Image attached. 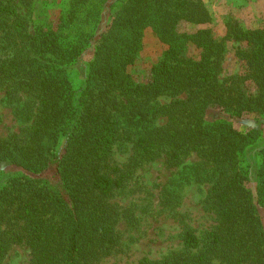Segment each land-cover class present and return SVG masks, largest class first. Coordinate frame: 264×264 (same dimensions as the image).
I'll list each match as a JSON object with an SVG mask.
<instances>
[{
  "label": "trees",
  "instance_id": "obj_1",
  "mask_svg": "<svg viewBox=\"0 0 264 264\" xmlns=\"http://www.w3.org/2000/svg\"><path fill=\"white\" fill-rule=\"evenodd\" d=\"M117 1L104 29L110 0H68L56 28L30 33L15 0H0V89L8 105L27 98L17 113L31 121L26 131L0 138V264L22 245L31 251L29 264H97L108 255L117 241L108 198L123 186V177L112 175L119 169L108 163L109 153L133 132H141L135 146L142 158L195 153L215 172L205 210L216 223L205 241L186 228L184 252L140 264H264L258 212V205L264 208V146L256 197L247 187L245 157L261 133L206 119L211 107L235 117L264 114V26L244 29L228 21L216 40L208 28L181 30L211 23L201 0ZM146 28L166 49L150 81L138 84L127 68L142 50ZM232 40L244 72L220 79ZM92 42L88 73L76 89L66 66ZM189 46L197 57L185 56ZM162 96L171 99L160 104ZM158 116L167 123L148 130ZM54 161L61 191L43 177Z\"/></svg>",
  "mask_w": 264,
  "mask_h": 264
},
{
  "label": "rangeland",
  "instance_id": "obj_2",
  "mask_svg": "<svg viewBox=\"0 0 264 264\" xmlns=\"http://www.w3.org/2000/svg\"><path fill=\"white\" fill-rule=\"evenodd\" d=\"M211 14V23L197 26L184 24L181 30L194 31L198 28L211 29L216 40L226 33L228 21L237 22L244 29L264 26V0H201ZM17 12L27 30L33 33L37 27L54 29L61 16L68 9V0H15ZM119 1L110 0L102 16L100 30L110 23L119 7ZM95 43H91L76 61L68 64L67 72L76 89L81 88L93 58ZM238 43L227 41L221 62L220 79L244 72L236 51ZM166 47L150 28L143 31L142 50L136 61L127 68L128 73L138 84H146L151 79V68L158 64ZM199 51L189 46L187 57H197ZM0 89V138L26 131L31 124L17 110L22 102L8 105L4 102ZM169 96L157 99L158 103L170 101ZM166 117L153 119L148 130L159 128L167 123ZM206 119L213 122L224 119L239 131L256 129L260 138L246 151L249 165L247 187L254 196L257 187V169L260 164V151L264 146V114H248L235 117L230 111L215 107L207 109ZM141 132H133L131 140L120 139L114 142L109 153L108 163L119 169L123 186L116 189L108 198L114 212V235L116 243L111 245L109 254L101 257L97 264H140L143 260L160 261L184 252V231L192 229L203 243L215 226L213 213L205 210V201L215 180L214 169L195 153L174 158L161 153L155 158H142L135 146ZM61 151L60 153H62ZM55 162V161H54ZM43 174L49 185L61 191V182L55 169L56 162ZM10 167L9 172H15ZM110 173V171H109ZM111 174V173H110ZM111 175V176H112ZM256 197V196H255ZM258 212L264 228V208L258 205ZM32 255L25 246H13L2 259L1 264H29Z\"/></svg>",
  "mask_w": 264,
  "mask_h": 264
}]
</instances>
